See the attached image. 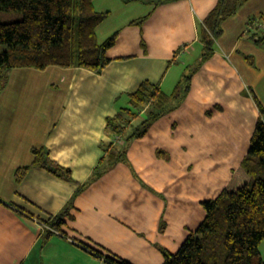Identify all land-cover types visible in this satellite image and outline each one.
<instances>
[{
  "label": "crops",
  "instance_id": "1",
  "mask_svg": "<svg viewBox=\"0 0 264 264\" xmlns=\"http://www.w3.org/2000/svg\"><path fill=\"white\" fill-rule=\"evenodd\" d=\"M158 1H94L110 12L99 42L119 31L101 72L22 67L0 80V264H104L94 249L163 264L164 251H178L204 221L205 200L249 180L242 162L260 116L253 94L264 105V0H248L225 20L181 105L131 141L127 162L88 183L113 141L108 117L145 80L174 93L197 62L184 56L203 50L204 20L218 3ZM34 147L48 149L72 177L32 165L18 182ZM63 213L61 233H49Z\"/></svg>",
  "mask_w": 264,
  "mask_h": 264
},
{
  "label": "trees",
  "instance_id": "2",
  "mask_svg": "<svg viewBox=\"0 0 264 264\" xmlns=\"http://www.w3.org/2000/svg\"><path fill=\"white\" fill-rule=\"evenodd\" d=\"M94 1L0 0V44L5 46L0 52V80L12 69L22 67L45 69L57 65L101 72L111 61L108 51L116 44L119 31L99 42L97 27L110 12L97 11ZM167 1L173 0H160L157 4ZM247 1L218 0L204 20L202 55L184 73L174 93L168 94L158 84L145 80L136 91L129 93L128 105L108 117L106 128L113 141L88 183L116 163L127 162L131 141L144 136L153 122L181 105L191 88L194 73L214 54L225 20ZM148 17L131 23L141 25ZM259 40L264 41V36ZM253 97L260 116L242 162L249 180H241L235 187L225 188L216 198L205 200L204 221L188 235L178 251H164L163 264H264L260 251L264 240V105L255 94ZM32 153L31 164L16 172L18 182L32 165L64 178L72 177L71 170L53 160L48 149L34 147ZM162 153L165 152L159 150ZM64 219L63 213L50 226L60 231ZM94 252L104 259V264H133L99 249Z\"/></svg>",
  "mask_w": 264,
  "mask_h": 264
},
{
  "label": "rangeland",
  "instance_id": "3",
  "mask_svg": "<svg viewBox=\"0 0 264 264\" xmlns=\"http://www.w3.org/2000/svg\"><path fill=\"white\" fill-rule=\"evenodd\" d=\"M201 47H197V50L195 51V52H193V53H190L189 55L187 54L186 56H184L186 59H188V57H190V56H194V57H196V58H194L195 60H193L192 62H190L191 64L192 63H195V61L196 60H198V58L202 55V52H203V50H202V48L200 49ZM189 52H192V50L191 51H189ZM175 68H178V70L180 71V69H181V67L179 68V66L178 67H175ZM183 68V67H182ZM183 72H185V70H183ZM19 75H15V77H18ZM21 77V76H20ZM260 251H261V254H262V256L264 257V240L262 241V243H261V245H260Z\"/></svg>",
  "mask_w": 264,
  "mask_h": 264
},
{
  "label": "built area",
  "instance_id": "4",
  "mask_svg": "<svg viewBox=\"0 0 264 264\" xmlns=\"http://www.w3.org/2000/svg\"><path fill=\"white\" fill-rule=\"evenodd\" d=\"M47 228L53 230L54 232L61 233L59 230L52 228L50 225H47Z\"/></svg>",
  "mask_w": 264,
  "mask_h": 264
}]
</instances>
